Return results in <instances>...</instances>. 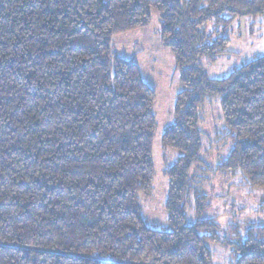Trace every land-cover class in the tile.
Instances as JSON below:
<instances>
[{
  "label": "trees",
  "instance_id": "1",
  "mask_svg": "<svg viewBox=\"0 0 264 264\" xmlns=\"http://www.w3.org/2000/svg\"><path fill=\"white\" fill-rule=\"evenodd\" d=\"M153 11L182 86L161 137L179 153L164 169L170 231L141 216L156 91L111 48ZM253 16H264V0H0V264H212L218 224L201 217L209 197L191 175L199 109L220 97L232 148L216 171L264 190V56L223 79L201 60L227 53L223 32ZM224 245L228 264H264V226Z\"/></svg>",
  "mask_w": 264,
  "mask_h": 264
},
{
  "label": "rangeland",
  "instance_id": "2",
  "mask_svg": "<svg viewBox=\"0 0 264 264\" xmlns=\"http://www.w3.org/2000/svg\"><path fill=\"white\" fill-rule=\"evenodd\" d=\"M215 27L214 22H208L203 28L209 31ZM158 31L159 15L153 11L152 23L147 28L114 37L111 47L115 53L127 59L139 53L136 63L140 72L146 83L156 91L154 178L151 195L140 197L141 216L148 226L170 231L172 228L165 210L168 179L164 169L173 163L179 153L173 149H163L161 137L165 128L173 122L175 97L182 86L171 52L161 44ZM223 35L229 39L227 53L213 63L201 60L203 70L210 79H223L235 68L264 56V16L237 18ZM224 127L220 97H208L199 109L201 162L193 165L191 175L196 185L209 197V207L201 217L214 219L218 224L220 242L208 245L212 252V264L230 262L231 253L224 245L225 240L236 241L237 235L245 236L248 228L264 226V190L245 185L241 175L232 176L216 171L232 148L230 142L221 140ZM195 220L194 211L188 209L186 224L192 225Z\"/></svg>",
  "mask_w": 264,
  "mask_h": 264
},
{
  "label": "crops",
  "instance_id": "3",
  "mask_svg": "<svg viewBox=\"0 0 264 264\" xmlns=\"http://www.w3.org/2000/svg\"><path fill=\"white\" fill-rule=\"evenodd\" d=\"M147 28V27H146ZM142 29V28H141ZM158 34H159V31H158ZM143 36V35H142ZM145 36V35H144ZM159 39H160V37H159ZM160 42H161V40H160ZM162 44V43H161ZM163 45V44H162ZM112 48V47H111ZM166 48V47H165ZM113 51V50H112ZM114 52V51H113ZM115 53V52H114ZM117 54V53H116ZM139 53H137L136 54V56L138 55ZM118 56H120V57H122L121 55H119V54H117ZM172 55V54H171ZM132 57V58H130V59H133L135 62H136V60H137V57ZM173 57V56H172ZM122 58H124V57H122ZM125 59H127V58H125ZM174 59V58H173ZM138 65V64H137ZM141 76H142V73H141ZM142 78H143V76H142ZM143 80H144V78H143ZM145 81V80H144ZM146 82V81H145Z\"/></svg>",
  "mask_w": 264,
  "mask_h": 264
}]
</instances>
